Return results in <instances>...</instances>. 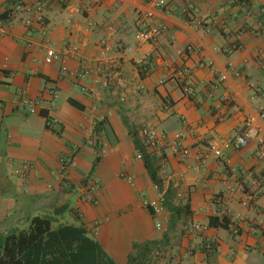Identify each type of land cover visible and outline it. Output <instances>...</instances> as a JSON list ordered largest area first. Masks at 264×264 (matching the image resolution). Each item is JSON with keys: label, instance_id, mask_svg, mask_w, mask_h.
Here are the masks:
<instances>
[{"label": "crops", "instance_id": "1", "mask_svg": "<svg viewBox=\"0 0 264 264\" xmlns=\"http://www.w3.org/2000/svg\"><path fill=\"white\" fill-rule=\"evenodd\" d=\"M32 1L0 0V16ZM40 1L43 28L14 15L0 34V252L8 233L51 216L53 227L84 226L117 264H127L134 243L151 240L171 252L172 264H264V159L255 129L264 139V35L254 31L264 0H170L172 10H154L164 29L154 45L137 37L149 0ZM66 44L75 48L69 56L45 63L47 48L59 53ZM106 71L114 78L108 89ZM180 71L194 97L183 93ZM25 98L41 100L34 113ZM249 118L248 145L236 148ZM146 125L171 135L192 128L187 160L167 155L160 169L159 157L140 144ZM137 142L160 186L135 158ZM211 142L222 158L207 154ZM61 157L75 166L56 177ZM92 179L97 189L87 201ZM160 198L163 211L153 215L143 202ZM190 223L205 229L190 233ZM190 243L195 253L186 257Z\"/></svg>", "mask_w": 264, "mask_h": 264}, {"label": "built area", "instance_id": "2", "mask_svg": "<svg viewBox=\"0 0 264 264\" xmlns=\"http://www.w3.org/2000/svg\"><path fill=\"white\" fill-rule=\"evenodd\" d=\"M170 0H149V7L150 9L145 11L144 13H141L139 16V22H138V30H137V37L140 43L142 44H149L154 45L159 38L164 33V29L158 25L155 24L154 20V10H162V9H170L172 10V7L169 5ZM46 7V3L35 0L30 3H16L11 6V8L7 11H5L6 16L4 18H0V34H4L5 25L9 24L11 17L14 15H21L25 16L23 18V24L30 28L33 25H39L41 28L45 25V19H44V10ZM259 14H264V7H261L259 10ZM258 32L259 34L264 35V20H258L257 21V28L254 30ZM74 47L71 44L64 45L60 52L57 53L52 48H47L45 53V63L51 64L54 60L58 59V54H60L62 57L69 56L73 51ZM193 50L192 46L186 47L187 52H191ZM131 49L128 48L126 52H130ZM150 54V53H149ZM146 55L143 60L147 59L149 56ZM139 62V71L142 74L147 73V67L146 63ZM67 72L66 68L64 66L61 67V73L65 75ZM86 73H81L79 76L84 77ZM233 74L235 76H239L238 71H234ZM105 80L102 83V87L104 89H108L113 81V76H111L110 71H106L105 73ZM177 77L181 81L182 91L183 93L188 97H194L195 91L191 85V82L189 81L188 77L183 74L182 71L177 72ZM226 79L225 75L220 76L219 80L224 81ZM213 88H216L214 85ZM49 95L53 98L57 97V92L54 89L49 90ZM41 103L40 99H30L25 98L23 100V106L29 113H34L36 107ZM170 100L165 99L164 100V109L169 110L170 108ZM259 117L264 120V108H262L259 111ZM253 127V119L249 118L246 119L244 123V127L241 130L239 134L235 136L233 139L234 146L236 148H244L248 145V141L250 139L249 131ZM256 133H257V143L258 148L256 150V155L260 159H264V139L262 137V129L259 127H255ZM193 132L192 128H189L187 130H184L182 132L175 133L173 135L166 134L159 132L157 129H155L152 126H143L139 130L140 135V144L141 147L147 151V153L151 155H156L160 159L159 168H164V162L167 155H171L175 157L179 162H184L187 160V158L190 156V148L189 146H186L184 143L185 136L187 134H190ZM207 154H211L215 158H222L223 154L221 151L220 146L215 143L211 142L208 145V151ZM136 159H142L143 158V151L137 150L135 153ZM23 168L26 170L31 169L30 163H23ZM75 166V162L72 158L68 157H61L58 160V170L55 172L56 177H62L65 175L70 169H72ZM120 177L124 178V174L121 173ZM91 187L89 190L83 194V198L87 201L92 200V193L97 189V182L95 179H92L90 181ZM162 199H158L155 201H144L143 205L152 212L153 215H158L163 211V205H162ZM156 227H160V224L157 223ZM188 229L190 233H200L202 230H204V226L198 223H190L188 224ZM207 248H209L207 246ZM195 245L193 243H190L187 247V249L184 252V255L186 257L192 256L195 253Z\"/></svg>", "mask_w": 264, "mask_h": 264}, {"label": "trees", "instance_id": "3", "mask_svg": "<svg viewBox=\"0 0 264 264\" xmlns=\"http://www.w3.org/2000/svg\"><path fill=\"white\" fill-rule=\"evenodd\" d=\"M5 16L4 12L0 18ZM69 103L83 109L82 105L73 100H69ZM45 118V125L50 128L48 119L46 116ZM136 148L139 150V143ZM143 161L153 183L160 186L156 176L158 168L150 165L145 155ZM61 208L56 210L59 214L67 207ZM52 223L51 216H36L29 220L26 229L8 233L2 240L0 264H117L101 245L89 236L84 226L60 224L53 228ZM160 242L151 240L134 243L127 256V264H145Z\"/></svg>", "mask_w": 264, "mask_h": 264}, {"label": "rangeland", "instance_id": "4", "mask_svg": "<svg viewBox=\"0 0 264 264\" xmlns=\"http://www.w3.org/2000/svg\"><path fill=\"white\" fill-rule=\"evenodd\" d=\"M53 226L54 225H52V227ZM173 260V256L167 248L157 247L147 258L145 264H172Z\"/></svg>", "mask_w": 264, "mask_h": 264}]
</instances>
